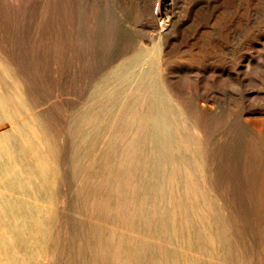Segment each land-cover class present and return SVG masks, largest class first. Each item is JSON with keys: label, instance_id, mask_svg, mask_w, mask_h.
Wrapping results in <instances>:
<instances>
[{"label": "rangeland", "instance_id": "374dc122", "mask_svg": "<svg viewBox=\"0 0 264 264\" xmlns=\"http://www.w3.org/2000/svg\"><path fill=\"white\" fill-rule=\"evenodd\" d=\"M24 2L0 10V38L23 64L22 91L42 112L35 124L46 116L67 134L69 163L66 225L46 231L55 256L41 264H264V0H219L214 11L193 13L166 51L138 35L123 55L87 61L86 0ZM200 27L204 40L193 35ZM144 46L166 56L152 66L156 99L115 105L97 83ZM140 126L144 152L155 153L138 149L108 167L107 134ZM79 158L86 167L77 169Z\"/></svg>", "mask_w": 264, "mask_h": 264}, {"label": "bare ground", "instance_id": "6f19581e", "mask_svg": "<svg viewBox=\"0 0 264 264\" xmlns=\"http://www.w3.org/2000/svg\"><path fill=\"white\" fill-rule=\"evenodd\" d=\"M24 1L26 0H0V10H19L22 4L27 3ZM44 1L46 3V0ZM241 1L243 3V0ZM218 2L219 0H86V61L90 54H105L111 59L123 55L135 48V37L138 35L152 38L157 46L166 51L185 35L193 13L197 14L208 7L214 11L219 8ZM193 35L196 37L199 35L198 40H204L206 31L200 27ZM6 42L0 38V70L3 74L11 75L14 82L8 84L0 75V264H41L42 260L49 261L55 256L50 245L47 243L46 246L44 243L47 239L46 231L52 225L56 227V233H59L63 225H66L68 198L63 193V187L69 163L63 144L67 134L52 127V123L46 122V116L42 119L40 128L35 124V117L42 116V112L34 106L36 100L32 96L29 95L28 100V96L24 95L23 64L11 55L12 50ZM165 60L166 56L158 52L155 46H144V50L126 57L116 65L115 72L110 77L100 80L97 87L112 90L109 100L115 105L120 106L129 102L150 104L156 99L151 90L154 84L152 66L155 63L162 65ZM135 89L140 92L130 95L129 92ZM117 113L119 114L120 110ZM136 114H130L129 118L135 120ZM117 118L118 115H114L112 122L114 123ZM82 127L83 120L78 125L79 129ZM146 129L140 126L126 132L113 128L106 136L111 139L109 151L112 161L108 162L107 166L113 168L116 162L122 166L124 155H128L126 158H129L132 151L135 153L138 149L140 151L143 149L142 155H147L144 146L139 142ZM89 136H91L89 132L84 134L85 144ZM154 140L155 138H152L149 142L151 146H156ZM121 143H124L125 151L119 149ZM58 145L60 148L57 150ZM113 154L118 157L117 160L112 159ZM151 155L147 156L151 158ZM93 161L95 162L94 159ZM76 164L77 169L86 167V158H79ZM108 167L107 171L111 176ZM80 174L84 175L82 172ZM133 174L130 173V176ZM165 180L164 178V182ZM164 182L157 183V186L159 184L162 186ZM55 189L58 191L57 196ZM43 198L48 206L42 204ZM182 252L186 253L183 250Z\"/></svg>", "mask_w": 264, "mask_h": 264}]
</instances>
